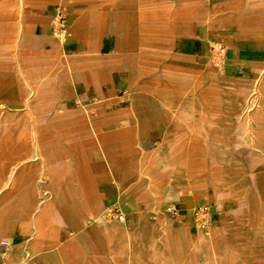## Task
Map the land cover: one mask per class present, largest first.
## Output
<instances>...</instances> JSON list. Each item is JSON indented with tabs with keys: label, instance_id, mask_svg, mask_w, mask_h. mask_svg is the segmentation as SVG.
Returning <instances> with one entry per match:
<instances>
[{
	"label": "rangeland",
	"instance_id": "rangeland-1",
	"mask_svg": "<svg viewBox=\"0 0 264 264\" xmlns=\"http://www.w3.org/2000/svg\"><path fill=\"white\" fill-rule=\"evenodd\" d=\"M40 4L60 5L71 19L64 32L52 30L54 43L35 68L22 69L21 105L0 108V211L10 201L21 226L14 245L5 244L11 235L0 231V264H118L126 254L104 250L113 249L109 236L122 224L96 219L118 206L128 221L130 209L117 202L113 178L119 195L136 201L138 237L152 249L138 264H264V0ZM224 17L233 21L229 28L236 26L230 48L220 30ZM208 22L211 40L202 53L182 54L173 44L176 25L182 40L201 41L199 26ZM50 24L54 29V19ZM251 33L261 34L253 46L259 53L248 59L249 78L240 79L225 111L219 80H232V58ZM215 45L223 46V61ZM78 59L79 71L73 68ZM64 73L82 87L76 90L71 77L63 84ZM90 122L107 135L112 174L92 137L75 134ZM221 151L225 166H254L260 180L250 172L238 181H245L241 189L227 186ZM17 162L20 183L5 185L3 171ZM173 182L174 199L164 204L161 189ZM8 191L13 195L6 200ZM26 201L32 203L27 212ZM76 238L86 249L82 256L69 250L63 260L49 258Z\"/></svg>",
	"mask_w": 264,
	"mask_h": 264
},
{
	"label": "crops",
	"instance_id": "crops-1",
	"mask_svg": "<svg viewBox=\"0 0 264 264\" xmlns=\"http://www.w3.org/2000/svg\"><path fill=\"white\" fill-rule=\"evenodd\" d=\"M50 4H40L37 5V0H0V108H16L21 105V95L26 92L25 85L22 83L21 80V72L23 68H35V63L38 60H41L42 56L44 55V51L47 49V46H51L54 43V33L52 32L53 28L51 27L50 21L54 19V11L57 6H53L52 10H50ZM66 10V9H65ZM67 13L68 22L71 19V16L69 17V13ZM222 24L220 27L221 33L226 34V40L229 43V47L232 43H234L235 38L237 36L236 33V26L230 25L229 28L228 24L233 23L231 19L228 17H224L221 19ZM242 26H248L249 23L247 22H241ZM208 23L206 25L202 26V24L199 26L200 30L203 33V40L201 41H195V40H182L181 34L179 33V25H176L173 27L175 30H178L173 32V44L177 45L179 48V51L182 54H200L203 52V49L206 45V42L211 40V33L209 32ZM232 31L234 33L233 37L229 38L227 33L229 31ZM250 43L242 44L241 51L238 52V55L236 58H232L233 67H232V76L235 79L236 78V85L240 83V79L247 80L249 78V71L246 69V63L248 62V59L251 56H254V54H258L259 50L254 48V43L257 40V38L261 37V34H253L250 35ZM63 42V40H62ZM125 44V42H124ZM64 48V53L66 54V48ZM227 49V48H226ZM229 55L232 57L233 53H229ZM210 58V56L208 57ZM81 59L76 60L73 64V68L77 71H79L82 68ZM21 63H28V66H22ZM230 64V63H229ZM228 64V65H229ZM71 70V68H70ZM240 75V76H239ZM223 76H229V75H223ZM70 77L72 80V83L75 87V89H80L82 87V83L77 80H75L73 74L69 76L68 74H63L62 83L68 84L70 83ZM79 77V76H78ZM247 77V78H246ZM240 78V79H239ZM238 79V80H237ZM219 80V79H218ZM222 85V89L219 94V102L224 107V89H223V82L219 80ZM235 85V87H236ZM65 102H59V106L63 107L65 106ZM75 134L77 137L82 136H91L93 139V142L97 144V147L99 149V153L105 164L107 165L110 173H113V170L111 168V164L109 161V155L110 152L107 150V146H105V142H107V135H99L94 129L90 122V128H86L83 126L77 127ZM109 154V155H108ZM20 162H17L15 164H12V168L10 171L4 170V177L3 182L5 185L16 187L20 183L22 179V171L18 170L20 167ZM33 166H28L29 170ZM246 167V168H245ZM243 167L242 172L244 173V176L242 177V180L245 179V175L254 172L256 181L259 180L258 178V170L260 169H253L254 166L247 165ZM27 168V169H28ZM248 171V172H247ZM107 177V176H105ZM108 180V177L106 178ZM245 183V181H242ZM239 182V183H242ZM110 187L112 191L116 194L117 202L119 203V200H125L126 202L130 203L132 205V208H138V205L136 204V201H134L129 195L124 194L122 196L119 195L118 191V181L113 178L112 180H109ZM242 183V184H243ZM165 187V186H163ZM162 187V189H163ZM241 189L242 187H237ZM236 188V189H237ZM161 189V190H162ZM13 195L12 191H8L6 195L3 197L4 199H10ZM174 199V197L172 198ZM170 200L164 199V204L171 202ZM6 206L3 207V209L0 211V231L6 232L10 236L9 241H5V244H17L19 240V232L21 229L20 223L18 219L16 218V214L13 213L11 202L7 201L5 204ZM25 208L24 211L31 210L32 203L30 201H26L24 203ZM134 206V207H133ZM129 206H127L128 208ZM124 211L126 210V206L122 207ZM139 209V208H138ZM137 214L138 211L132 213L130 215L129 220V226L124 231L126 232L125 235L131 236L135 241L137 246H142L143 249H135V251L132 252V260H129V251L127 249H105V253L107 254H119V253H125V257H117L118 264L124 263V264H138V259L140 257H147L151 252L152 249H145L144 246L141 244L139 239V232H138V226H137ZM246 220V215L244 216ZM244 220V222H245ZM234 224H227L226 226L229 228H233ZM24 226V225H23ZM145 226V225H143ZM110 230V229H108ZM121 227L115 228V232L110 234L109 238L112 235H115L117 232L121 231ZM156 233V230L153 229ZM112 231V230H110ZM94 233V232H92ZM88 236V233L84 235V237ZM79 239H72L66 243H63L60 247L57 253H55L53 256H49V258H60L61 260L65 259L67 252L70 250L74 255H81L82 256V250L86 249H79L80 246H78ZM94 252L95 249H87V251ZM140 250V251H139ZM125 251V252H124ZM139 251V252H138ZM143 255V256H142ZM127 256V257H126ZM127 258V259H126ZM134 258V259H133ZM134 262V263H133Z\"/></svg>",
	"mask_w": 264,
	"mask_h": 264
},
{
	"label": "bare ground",
	"instance_id": "bare-ground-1",
	"mask_svg": "<svg viewBox=\"0 0 264 264\" xmlns=\"http://www.w3.org/2000/svg\"><path fill=\"white\" fill-rule=\"evenodd\" d=\"M229 35H231V37H232L234 35V33L230 30ZM215 46H216L217 51H222L223 50V46H221V45H215ZM218 76L221 79H223L225 77V76H223V75H221L219 73H218ZM235 85H236V78L235 79L232 78V80L227 79V80L224 81V84H223V89H224L223 101L225 102L224 103L225 104L224 105L225 106V108H224L225 111H228L229 107L232 104L231 103L232 102V93L234 91ZM237 105L240 106L239 103ZM225 133H226V128L222 127L220 130H218L216 132V135H217L216 137L219 138L220 140L225 139ZM218 162L220 164L224 165L223 171H224V173L226 175L225 176L226 177V181H225L226 185L227 186H229V185L231 186V185L234 184V188L235 189L237 187H243L244 183L242 182L243 183L242 184V183H239L238 181L242 180V177L244 176V173L242 172V169H243L244 166L242 164H239V163H234V164H231L229 166L228 165L225 166V153L222 152V151L218 154ZM179 173H180V170H176L175 175H178ZM260 173H261L260 170H258V178H259V180L261 178V174ZM173 185H175V182H173L172 185H168V186L163 187L162 195H163V198L165 200H169V199L171 200L174 197ZM262 189L264 190V187ZM124 203H125L126 206H129L128 208L130 209L129 213L127 214L128 215V221H127V217H126L125 221L120 223V224H122V226H121L122 230L117 232L115 235L112 236L113 237L112 248L113 249H127L129 251V258H130L129 260H132V252L135 251V249H143V248H142V246H137L136 241L131 236H128V235L126 236L125 235L126 232H124V231L128 228V226L130 224L129 223L130 215L132 213L138 211V208L137 207L135 209L132 208V205L130 203H128V201L127 202L124 201ZM90 208L94 209L95 207L94 206H90ZM102 212H104V211H102ZM102 215H103L102 213L100 215H97L96 219L102 222V219H103ZM131 216H133V215H131ZM248 223H249V219L246 222V225ZM228 224L230 225L231 223H228ZM234 225H236V224H234ZM234 225H233V227H234ZM121 264H124V263H121Z\"/></svg>",
	"mask_w": 264,
	"mask_h": 264
},
{
	"label": "built area",
	"instance_id": "built-area-1",
	"mask_svg": "<svg viewBox=\"0 0 264 264\" xmlns=\"http://www.w3.org/2000/svg\"><path fill=\"white\" fill-rule=\"evenodd\" d=\"M54 21H55V28L53 29L54 31L56 30L58 33L64 32L66 30V27L68 25V18H67V13L65 8L62 6H57L54 11ZM225 50L221 51L222 55V61L225 58L226 52ZM224 65V64H223ZM171 212H176L174 209ZM102 222L105 223H111V222H118L122 223L126 219L125 213L120 209V207L115 206L113 208H107L102 215Z\"/></svg>",
	"mask_w": 264,
	"mask_h": 264
}]
</instances>
